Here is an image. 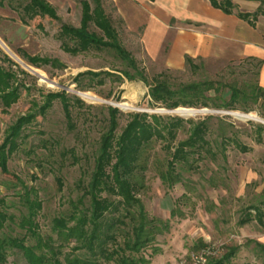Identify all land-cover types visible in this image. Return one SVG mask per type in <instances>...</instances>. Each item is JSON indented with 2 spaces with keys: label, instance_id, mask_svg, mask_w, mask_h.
<instances>
[{
  "label": "rangeland",
  "instance_id": "1",
  "mask_svg": "<svg viewBox=\"0 0 264 264\" xmlns=\"http://www.w3.org/2000/svg\"><path fill=\"white\" fill-rule=\"evenodd\" d=\"M46 1L55 10L57 20L38 17L25 24L6 3L0 7V42L4 45L0 44V69L10 75L9 91L16 90L18 97L8 109L0 104V147L9 129L19 119L31 117L15 140L16 149L7 159L6 174L0 173V200L4 202L0 211L18 219L26 211L17 195L24 192L23 186L33 189L35 192L32 194L42 203L36 220L39 234L43 239L51 235L56 240L48 227L54 217L65 211L68 201L76 200L80 195L77 182L84 177V171L86 174L92 167V155L105 126L107 107L118 109L123 114L120 128L126 123V114L130 113L181 116L151 102L147 97L148 88L143 83L122 79L119 72L126 70L125 65L112 51L90 50L73 56L62 50L58 39L60 28L63 25L80 26L82 2L89 4L91 9L96 5L101 7L117 30L120 45L133 57L148 82L163 73L174 84L237 81L241 85L255 82L257 67L246 62L194 60L195 70L186 65L179 70L168 69L162 64V59L143 55L140 43L126 32L112 0ZM262 10L263 14L264 6ZM262 14L259 16L263 17ZM32 57L48 59L50 63L40 62L35 68L28 61ZM89 72L98 76L85 75ZM58 93H64L67 99L70 125L64 117L63 102L60 99L48 100L50 94ZM75 98L80 103H76ZM123 104L128 108H123ZM44 107L47 108L43 111ZM182 109L197 112L185 119L198 121L210 117L208 123L212 132L223 129L226 137L248 148V152L242 153L233 143L227 144L225 162L221 157L216 162L219 169L207 163L201 175L184 176L191 183L188 187L191 204L197 205L195 216L181 221L171 220L170 231L157 237L158 253L151 257L150 264H178L187 260L195 255L194 248L199 240L206 247L215 249L216 255H223L226 248H236L228 264H264V255L253 244L264 243V217L260 224L254 219L255 210H251V207H256L264 213V144L254 141L257 128L264 127V105L259 103L250 113ZM228 113L252 115L254 118L241 120ZM214 171L218 187L211 188L205 180ZM57 179L63 184L60 192ZM186 190L188 192V188L181 185L166 190L149 174L147 190L141 200L149 216L167 220L174 206L191 213L192 206L180 200ZM246 217L251 221L239 226ZM5 225L9 236L21 237L22 231L15 224L7 220ZM34 244L35 241L29 237L26 245ZM5 264L27 262L21 251L11 249L7 251Z\"/></svg>",
  "mask_w": 264,
  "mask_h": 264
},
{
  "label": "trees",
  "instance_id": "2",
  "mask_svg": "<svg viewBox=\"0 0 264 264\" xmlns=\"http://www.w3.org/2000/svg\"><path fill=\"white\" fill-rule=\"evenodd\" d=\"M208 1L215 9L235 14L243 20L255 19L262 14L264 6V0H258L259 8L249 14L240 13L234 0ZM5 3L19 15L21 23L27 24L38 17L58 18L55 10L44 0H0V7ZM81 9L78 28L66 25L60 28L58 39L62 50L73 56L90 50L112 51L125 65L126 70L119 72L120 77L146 85L147 97L155 105L170 111L182 107L243 113H250L259 103L264 105V89L258 84L257 71L255 82L241 85L237 81L174 84L163 73L148 82L133 57L120 45L118 32L101 7L96 5L91 9L89 4L82 2ZM28 61L35 68L40 62L50 63L48 59L38 57L28 58ZM193 62L187 58L185 65L195 70ZM85 75L98 76L91 72ZM9 78L10 75L0 69V104L4 109H8L18 98L16 90L9 91ZM52 99L63 102L64 117L70 125L71 113L65 94H50L48 100ZM75 101L80 103L77 98ZM106 112L105 126L92 155V167L86 174L84 171V177L77 182L80 195L76 200L68 201L65 211L54 217L48 227L56 240L51 235H46L44 239L40 236L36 220L42 203L32 194L35 192L33 189L23 186L24 192L17 196H20L26 212L16 219L0 211V264H5L7 251L11 249L21 251L27 264H150L151 257L158 253L157 237L170 231L171 220L181 221L195 216L197 205L191 204L188 187L191 183L184 176L201 175L207 163L219 169L220 165L216 162L218 157L225 162L227 144L233 143L240 152H248V148L226 137L223 129L212 132L208 123L210 117L194 121L176 116L130 113L126 114V123L120 128L123 114L112 107H107ZM30 121L31 117L21 118L9 129L0 147L1 174L7 172V159L16 149L15 140L22 126ZM257 131L254 141L264 144V127H258ZM216 171L205 180L211 188L218 187L213 177L217 175ZM149 174L159 180L166 190L176 185L188 188L180 200L192 206L191 213L174 206L167 220L149 216L141 200L147 190ZM56 183L60 192L62 181L57 179ZM3 205L0 200V206ZM251 210H255L254 219L261 224L264 213L256 207H251ZM7 220L22 231L21 237L8 235ZM250 221L246 217L239 222V226ZM29 237L35 241L34 245H26ZM253 244L264 255V245ZM205 247L199 240L194 251L199 253ZM236 251L234 247L226 248L223 255L208 256L205 264H228Z\"/></svg>",
  "mask_w": 264,
  "mask_h": 264
},
{
  "label": "crops",
  "instance_id": "3",
  "mask_svg": "<svg viewBox=\"0 0 264 264\" xmlns=\"http://www.w3.org/2000/svg\"><path fill=\"white\" fill-rule=\"evenodd\" d=\"M112 2L126 32L140 43L144 56L162 59L164 67L173 70L181 69L187 58L246 62L257 67V81L264 89V16L243 20L215 9L208 0ZM233 2L240 13L253 14L259 8L258 0Z\"/></svg>",
  "mask_w": 264,
  "mask_h": 264
},
{
  "label": "built area",
  "instance_id": "4",
  "mask_svg": "<svg viewBox=\"0 0 264 264\" xmlns=\"http://www.w3.org/2000/svg\"><path fill=\"white\" fill-rule=\"evenodd\" d=\"M215 249L205 247L199 253H196L187 260H182L178 264H205L208 256L216 255Z\"/></svg>",
  "mask_w": 264,
  "mask_h": 264
},
{
  "label": "bare ground",
  "instance_id": "5",
  "mask_svg": "<svg viewBox=\"0 0 264 264\" xmlns=\"http://www.w3.org/2000/svg\"><path fill=\"white\" fill-rule=\"evenodd\" d=\"M0 44L4 47V45L0 42ZM18 60V59H17ZM20 60H18V62H19ZM35 72V71H34ZM40 77L42 78V79H44L43 78V76H41L40 75ZM85 97V96H84ZM122 107L123 108H128V106L126 105V104H123L122 105ZM175 112L177 113H180L179 115H181L182 117H184V118H187L189 115H192V114H195V113H197L196 111H194V110H190V109H182V108H180V109H177V110H175ZM247 117H251V118H254L252 115H247Z\"/></svg>",
  "mask_w": 264,
  "mask_h": 264
},
{
  "label": "water",
  "instance_id": "6",
  "mask_svg": "<svg viewBox=\"0 0 264 264\" xmlns=\"http://www.w3.org/2000/svg\"><path fill=\"white\" fill-rule=\"evenodd\" d=\"M81 96V95H80ZM175 110H177V109H175ZM174 110V111H175ZM174 111H172V112H170V113H172V114H176ZM201 111H204V112H207V110L206 109H201ZM229 115H231V116H233V117H236V118H238V119H241V120H251L250 118H247V116H245V115H239V114H235V113H228ZM177 115V114H176ZM181 117V116H180ZM183 118V117H182ZM185 119V118H184Z\"/></svg>",
  "mask_w": 264,
  "mask_h": 264
}]
</instances>
